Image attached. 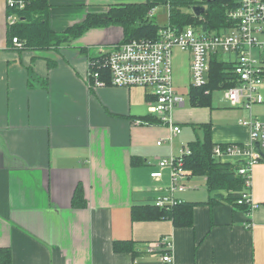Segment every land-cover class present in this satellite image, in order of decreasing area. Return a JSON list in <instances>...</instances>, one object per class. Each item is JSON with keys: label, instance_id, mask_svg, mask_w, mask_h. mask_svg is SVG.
<instances>
[{"label": "crops", "instance_id": "obj_1", "mask_svg": "<svg viewBox=\"0 0 264 264\" xmlns=\"http://www.w3.org/2000/svg\"><path fill=\"white\" fill-rule=\"evenodd\" d=\"M143 1L48 0V21L62 32L93 11ZM7 14L0 0V248L10 250L11 264H160L147 246L161 237L170 239L176 264H264V159L251 170L257 207L250 213L210 205L205 177L190 174L174 196L196 203L191 225L130 218L132 206L154 203L156 187L169 184L158 159L201 138L191 124L211 123L214 144H246L248 130L237 122L259 118L264 85L262 102L250 112L229 105L224 94L220 105L174 108L181 132L168 141L166 125L140 120L151 114L146 89L91 87L86 80L88 61L123 39L121 27L90 28L46 50L21 49L8 43ZM175 51L173 84L180 93L189 88L190 54ZM77 189L83 206L73 204ZM113 241H133L137 254L114 251Z\"/></svg>", "mask_w": 264, "mask_h": 264}, {"label": "built area", "instance_id": "obj_2", "mask_svg": "<svg viewBox=\"0 0 264 264\" xmlns=\"http://www.w3.org/2000/svg\"><path fill=\"white\" fill-rule=\"evenodd\" d=\"M29 2L5 0L9 25L18 21L17 14L11 10L23 9ZM194 6L202 7V12L195 14ZM205 10V4L197 3L184 11L201 22ZM226 14L232 24L218 31L206 30L198 23L181 28L167 23L158 29L156 39H132L116 43L110 49L100 48L96 56L88 61L86 80L91 87H103L107 80L113 86L146 89L150 96L149 111L157 116L160 124L169 128L167 140L171 141L173 135L181 132L180 125L172 119V111L176 107H183L188 99L187 94L185 99L174 89L173 51L190 54L189 87H201L207 83L209 60L216 54L222 61L232 62L236 79L234 85L223 89L225 99L229 105L250 112L252 105L262 102L259 89L264 83V0H233ZM152 15L151 10L149 16ZM12 43L17 48L22 47L16 37L12 38ZM237 123L248 130V142L244 145L215 144L212 152L217 159L230 155L241 157L236 172L244 178V184L238 203H246L251 212L257 207L250 192L251 170L261 159L255 149L256 142L264 152V121L250 115L239 118ZM163 142L164 139H159L156 144ZM190 153L188 144H183L178 154L158 159L160 170H169L170 181L167 186L156 187L157 195L153 201L156 206L163 207L180 201L174 194L186 189L185 181L190 171L184 167L183 160ZM153 178L159 180L160 172ZM171 249L172 244L167 237H161L147 246L148 253H159L160 264H176Z\"/></svg>", "mask_w": 264, "mask_h": 264}, {"label": "trees", "instance_id": "obj_3", "mask_svg": "<svg viewBox=\"0 0 264 264\" xmlns=\"http://www.w3.org/2000/svg\"><path fill=\"white\" fill-rule=\"evenodd\" d=\"M206 5L203 20L199 22L185 9L196 3ZM167 23L171 26L183 27L188 24H202L206 30L218 31L222 27L231 25L226 10L232 7L233 0H166ZM155 2L121 3L109 6L105 12L88 13L79 22L73 24L62 32L51 29L48 21L50 4L48 0H30L23 9H15L18 21L7 28L8 43L16 37L22 44V49L46 50L57 47L82 35L86 30L95 27L116 25L123 31L120 42L132 39H156L158 29L161 27L149 16L154 9ZM8 12V10H7ZM13 44V43H12ZM236 82L232 62L222 61L216 54L209 60L208 80L204 86H190L187 91L188 104L192 107L211 106L212 92L223 90ZM109 81L106 80V85ZM140 120L159 123L156 115L150 114ZM202 133L201 138L196 137L188 143L191 153L184 157V167L193 176L205 177V185L211 193L208 203L216 205L228 203L234 209H241L250 213L246 203H238L240 192L243 189L244 178L236 172L241 160L235 163L221 162L213 156L214 143L211 139V123L191 124ZM83 206L81 191L77 189L74 194L73 204ZM196 203L179 201L163 207L154 203L134 205L131 207L130 218L132 221L145 220H170L174 226H189L192 223V208ZM247 206V207H246ZM112 248L116 252H131L137 254L133 241H113ZM0 264H11V254L8 248H0Z\"/></svg>", "mask_w": 264, "mask_h": 264}, {"label": "rangeland", "instance_id": "obj_4", "mask_svg": "<svg viewBox=\"0 0 264 264\" xmlns=\"http://www.w3.org/2000/svg\"><path fill=\"white\" fill-rule=\"evenodd\" d=\"M150 1L155 2V7H154V9H152V13H153L152 18L157 22V24L159 26H163V25L167 24V5L165 4L166 0H150ZM91 13H98V12L93 11ZM175 52L176 51L174 50L173 51V58L176 54ZM263 85H264V83L262 84V86ZM178 92H180L184 96V98L186 99V92H187L186 87L179 89ZM223 94H224L223 90H217V89L214 90L212 92L213 104H215V105L222 104L224 102ZM262 97H263V101H264V92H262ZM188 106H189V104H188V102H186L185 107H188ZM257 113H258L259 118L264 121V106L258 107ZM197 132H199V131L197 130Z\"/></svg>", "mask_w": 264, "mask_h": 264}, {"label": "water", "instance_id": "obj_5", "mask_svg": "<svg viewBox=\"0 0 264 264\" xmlns=\"http://www.w3.org/2000/svg\"><path fill=\"white\" fill-rule=\"evenodd\" d=\"M193 10H194L195 14H199L202 12V7L194 6ZM255 149L260 154L261 158L264 159V152L261 151L258 142L255 143Z\"/></svg>", "mask_w": 264, "mask_h": 264}, {"label": "bare ground", "instance_id": "obj_6", "mask_svg": "<svg viewBox=\"0 0 264 264\" xmlns=\"http://www.w3.org/2000/svg\"><path fill=\"white\" fill-rule=\"evenodd\" d=\"M199 3V2H198ZM197 4V3H196ZM14 12V11H13ZM11 44V43H10ZM11 46V45H10ZM22 49V48H21ZM229 63V62H228ZM109 84V83H108ZM155 123H158V122H155ZM160 124V123H159ZM177 124V123H176ZM215 145V144H214ZM223 145V144H222ZM247 207V206H246Z\"/></svg>", "mask_w": 264, "mask_h": 264}]
</instances>
